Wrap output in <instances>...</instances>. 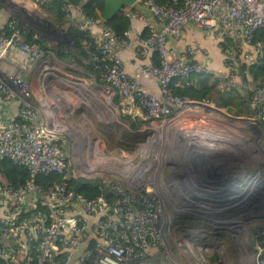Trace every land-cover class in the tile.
I'll use <instances>...</instances> for the list:
<instances>
[{"label": "built area", "instance_id": "1", "mask_svg": "<svg viewBox=\"0 0 264 264\" xmlns=\"http://www.w3.org/2000/svg\"><path fill=\"white\" fill-rule=\"evenodd\" d=\"M100 1L81 0L78 6L62 1L61 9L78 30L93 36L94 42H82L86 57L81 64L91 70L87 78L105 85L94 88L109 97L114 108L100 107L105 104L99 106L96 96L89 97L78 81L71 80L59 105L51 104L50 95L42 98L48 115L42 126L43 111L34 102L30 83L16 74L0 75V103L11 94L20 99L17 118L0 129V164L10 160L32 177L17 185L0 174V264H152V247L170 254L166 231L171 219L164 204L171 203L176 192L169 194L162 172L176 174L189 158L168 152L175 146L188 148L194 159L204 153L220 154L228 171L224 179L232 178L228 188L213 190L221 204H236L241 213L260 210L264 217V163L259 165V158L264 159V78L255 81L250 71L251 64L264 58V42L255 36L264 30V0H169L162 4L136 0L132 7L143 6L153 19L146 20L145 31L139 33L131 25L119 31L102 16L91 15L99 10ZM125 17L142 18L135 11L125 12ZM17 19L9 20L10 32H0V59L9 49L41 59L44 53L39 46L21 37L29 26ZM189 24L220 43L228 75L214 73L209 65L194 60L203 53L198 40L188 43L181 53H172L170 40L180 39ZM128 50L137 54L140 63L134 74L127 71L122 56ZM154 51L160 53V66L152 61ZM50 60H42L46 77ZM195 76L212 77L229 88L249 92L253 117L233 116L213 100L197 102L172 93L173 83L189 87ZM146 79L157 82L159 95L145 87ZM84 108L98 122L117 118L123 124L118 115L127 116L123 125L134 136H142L135 154L125 160L124 154L101 148L100 138L78 130L75 115ZM107 129L101 128L104 133ZM93 131L98 132L95 126ZM172 155L180 168L169 161ZM50 173L97 180L100 196L88 199L66 185L44 190L34 178ZM179 180L172 178L169 184L179 186ZM185 209L191 214L216 215L229 210L193 204ZM246 249L249 260L264 264V224L254 229L252 244Z\"/></svg>", "mask_w": 264, "mask_h": 264}, {"label": "crops", "instance_id": "2", "mask_svg": "<svg viewBox=\"0 0 264 264\" xmlns=\"http://www.w3.org/2000/svg\"><path fill=\"white\" fill-rule=\"evenodd\" d=\"M30 3L42 9L41 5L36 1L30 0ZM99 3L100 10L103 11L104 0ZM6 8L0 6V30H5L7 26L8 14L11 9ZM127 11H135L142 17L139 20H130L134 33L145 31L146 20L148 22L153 21L150 13L143 6L137 5L134 7L129 6L128 9L125 10L123 9L122 12L109 21V23L114 27L123 26L122 17H125V12ZM43 12L45 11L43 10ZM31 20L35 25L33 18ZM33 29H35V38H40L36 35V33H38L36 30L37 28L34 26ZM41 39L47 44L43 38ZM194 40H198L203 49V53L198 55L194 60L209 65L214 73L224 76L228 75L229 70L224 64V54L220 48V43L206 36L195 24H189L180 39H171L169 46L173 54H179L188 43ZM227 43L229 45V42ZM122 56L127 71L131 74L136 73L140 68L137 54L128 50L125 51ZM50 58L51 56L45 55L41 59L50 60ZM41 59H34L21 51L9 49L0 59V75L2 78H5L9 74H16L30 83L34 102L43 111L39 118V123L44 126L48 122V115L44 108L45 104L42 103V98L49 97V85L46 83L45 77L42 76V74L46 75V72L42 69ZM144 85L150 92L159 95V86L155 80L146 79L144 80ZM19 104L20 99L16 94H11L4 102L0 103V129L3 126L11 124V122L17 118L20 107ZM187 120L190 121V118L187 117ZM182 128L185 129V127ZM168 152L189 155V158L185 161L187 164L186 167L177 171L176 174H170L165 170L162 172V178L166 175L170 180L177 177L181 179V181L179 180V186L177 184L173 185L176 194L170 200L171 203L164 204L166 215L167 213H172L170 217L174 220L173 227L166 231L171 245V256L168 258L162 255L158 248L152 247V264H215L217 261V254L215 252H207L208 249L205 243L211 242V240H213L212 237L218 239V234L212 230L218 228L219 222L217 224L214 222L216 213L208 214V216H198L197 214L199 213L194 212V214H191L185 207L191 204L195 207L196 205L201 206L203 203H210L213 199L218 198L213 190L228 188L232 178L224 179L228 171H224L223 159L220 154H208L203 156L204 153L201 154L202 156L194 159L190 156V150L184 146H175L172 150H168ZM168 158L169 161L173 162L172 164L178 165L175 159L176 155L168 156ZM238 213L237 209L233 206L228 211L222 209L218 212L217 217L219 218L217 221L221 218H225L228 214L231 217H235ZM222 230L226 233L221 237V244L225 245L229 243L232 249H234V242L232 241L234 239L230 236V231L227 229ZM182 247L185 248L182 250ZM190 255L194 258L193 263L191 262L192 257H190Z\"/></svg>", "mask_w": 264, "mask_h": 264}, {"label": "rangeland", "instance_id": "3", "mask_svg": "<svg viewBox=\"0 0 264 264\" xmlns=\"http://www.w3.org/2000/svg\"><path fill=\"white\" fill-rule=\"evenodd\" d=\"M0 6H3L5 8L7 6L6 9H11L8 14V19L11 17L18 18L17 22L19 24L23 23L28 26L26 18H33V20L35 21V25L29 24V28L27 27L24 29L21 37H25L27 31L30 30V27L33 28L35 26L38 32L36 33V35L40 38H43L47 42V46L49 48H58V46L60 45H66L68 43V40L65 35V31L70 26L75 27V21L69 19L67 16L66 23L63 27H60L54 21V17H52L50 13L48 14L47 12H43V10L39 8V6L31 4L30 0H0ZM3 31L4 30H0V32ZM73 49L75 50V48ZM50 56L52 57L50 58L51 65L49 67V76L46 77L47 73L46 75L42 74V76L46 77V83L49 85V99L51 100V104L53 106L59 105V101L63 98L62 93L66 92L69 87L67 83H70L71 80H76L82 85L89 97H97L96 101L99 106L103 103L105 104L104 106L100 107L114 108V105L110 104V102L108 101L109 97L107 98V96L98 94V92L94 88V86L105 88V85L103 83L87 78V72L84 73L82 71L84 76L81 73H69L68 68L70 66L65 63L64 59L59 60L53 55ZM67 75L69 76L67 77ZM118 116L122 117L121 119L123 120V124L127 123L125 119L127 116H124L122 114ZM248 116L251 118L253 117V115ZM75 119L76 122H74V125L78 130L83 131L95 140L97 138H100L104 142L100 145L101 148L105 147L107 151L109 150V152L124 154L125 160L131 158V156L135 154V151H137V148H139L142 141L141 135L134 136V131L126 128L117 120V118H114L113 121H110L108 119L103 122H98L96 117L94 119V114L84 108L80 113H76ZM55 120H58V116L55 117ZM93 124L95 126V129L98 131L97 133L93 131ZM102 126L108 127L107 132L104 133L101 130ZM243 133L247 134L248 130L243 129ZM259 163L261 167V164L264 163L263 157L259 158ZM252 167L257 168L255 166ZM164 181L166 182L169 194L174 195L175 189L173 185L171 186L169 184L171 182L169 177L164 175ZM201 206L205 207V209L207 210H213V207L225 208L230 210L233 206L237 209L238 212H241L236 204H221L219 197L213 199V201H211L210 203H203L201 204ZM252 210L254 209H251V212H248L249 214L238 213V215H236L235 217H231L228 214L227 216H225V218L220 217L223 220H227V223L223 224L222 227L230 231V236L234 239H231L234 242V249H232V246L229 243L223 245L221 244V241L217 239H213L209 243L206 242L205 246H207V252H215L217 254V261L215 264H255L253 261L249 260V257H251V255L246 247L252 244L254 229H257L259 228V226L264 224V217L262 216V212L260 210H258L257 212H253ZM171 215L172 213H167L168 218ZM197 215L208 216V214L206 213H200ZM218 218L219 217L217 216H215L214 218V222L216 224L218 223ZM172 227L173 224L171 225V228ZM190 257H192V255H190ZM191 262H194L193 257Z\"/></svg>", "mask_w": 264, "mask_h": 264}, {"label": "trees", "instance_id": "4", "mask_svg": "<svg viewBox=\"0 0 264 264\" xmlns=\"http://www.w3.org/2000/svg\"><path fill=\"white\" fill-rule=\"evenodd\" d=\"M65 1L67 3H71L73 6H78L81 3V0H56L50 2L48 4H40L42 9L47 12L52 17H54V21L60 27H63L66 23V15L61 9V3ZM158 3H165L169 0H156ZM96 3V2H93ZM128 9V7L124 8ZM122 12V11H121ZM120 12V13H121ZM94 17H100L102 14V10L97 12H89ZM12 18V17H11ZM7 22V26L5 27V32H10L9 20ZM27 24L30 26L34 22L27 17ZM124 25L121 27H116L119 31L130 27V20L126 17H122ZM112 25L111 23L107 22ZM30 24V25H29ZM113 26V25H112ZM114 27V26H113ZM115 28V27H114ZM65 35L67 37L68 43L66 45H60L58 48H49L47 44L41 38H35L34 29L30 28L27 31L26 36L24 37L25 41L32 45H37L43 51L44 56L53 55L55 58L65 60V63L70 67L68 68L69 73L74 74H82V71L90 72V68H85L81 64L82 58L86 57L85 52L82 49V42L84 40H88L90 42H94L93 36L87 31H80L74 26H70L66 31ZM257 39H260L264 42V30H260L255 34ZM228 46V43H224V48ZM75 48V50L73 49ZM52 57V56H51ZM63 60V61H64ZM152 61L157 65H161V56L157 51L153 52ZM250 71L252 77L255 81H259L264 78V58L260 61L251 64ZM84 76V75H83ZM87 76V75H86ZM177 80L175 83L177 84ZM172 93L175 95H179L182 97H188L192 101L197 102H206L209 100H213L216 105L220 108L226 109L231 115L237 117H243L253 114V108L250 103V93L244 92L239 89L229 88L226 86L224 81H219L213 79L212 77H201L195 76L193 79V84L189 87L181 88L179 86L172 85ZM14 121V120H13ZM12 121V122H13ZM11 122V123H12ZM0 174L3 176V179L7 181H11L17 185H23L28 180H31L32 177L29 175L28 171L16 164H14L10 160H3L0 164ZM37 185H39L44 190H51L55 188L57 185H66L69 191H72L76 194L83 195L88 199H96L100 196L99 181L97 180H87L83 178H66L62 174L50 173L48 175H37L34 178ZM108 201L112 202L113 199L110 195H108ZM222 229L225 228H217L212 229L215 233L218 234V239L221 241V237L226 233ZM213 239H216L212 237ZM158 248V247H157ZM162 255L170 258V254L164 251V249L158 248Z\"/></svg>", "mask_w": 264, "mask_h": 264}, {"label": "water", "instance_id": "5", "mask_svg": "<svg viewBox=\"0 0 264 264\" xmlns=\"http://www.w3.org/2000/svg\"><path fill=\"white\" fill-rule=\"evenodd\" d=\"M135 3L136 0H104V9L101 16L105 21L109 22L120 14L125 7L133 6ZM7 84L11 89H14L10 81H7Z\"/></svg>", "mask_w": 264, "mask_h": 264}, {"label": "clouds", "instance_id": "6", "mask_svg": "<svg viewBox=\"0 0 264 264\" xmlns=\"http://www.w3.org/2000/svg\"><path fill=\"white\" fill-rule=\"evenodd\" d=\"M87 75H88V72L86 73ZM186 208V207H185ZM187 211H188V209H187ZM224 211H228V210H224ZM188 212H190V211H188ZM240 213V212H239ZM192 214H194V213H192ZM200 214V213H199ZM216 216H218V214L216 215ZM171 219V224L170 225H172L173 223H174V220H173V218H170ZM220 221H226L225 223H223V222H220ZM218 227L219 228H224V227H222V225L223 224H226L227 223V220H223V219H219L218 220ZM221 226V227H220ZM185 247H182V250L184 249Z\"/></svg>", "mask_w": 264, "mask_h": 264}]
</instances>
